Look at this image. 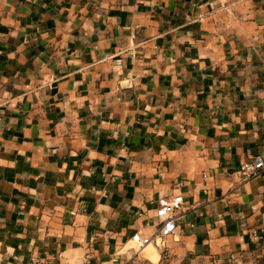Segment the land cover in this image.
I'll list each match as a JSON object with an SVG mask.
<instances>
[{"label": "crops", "instance_id": "1", "mask_svg": "<svg viewBox=\"0 0 264 264\" xmlns=\"http://www.w3.org/2000/svg\"><path fill=\"white\" fill-rule=\"evenodd\" d=\"M256 157L264 0H0V264H124L179 192L135 264H264Z\"/></svg>", "mask_w": 264, "mask_h": 264}, {"label": "built area", "instance_id": "2", "mask_svg": "<svg viewBox=\"0 0 264 264\" xmlns=\"http://www.w3.org/2000/svg\"><path fill=\"white\" fill-rule=\"evenodd\" d=\"M222 9L228 10V7L222 6ZM264 172V160L261 157H256L250 161L244 162L240 168V174L245 179H250L259 176ZM181 184L176 185V190H179ZM184 204V197L181 192L174 193L169 196H163L158 199L157 217L159 221V230L156 236L145 238L139 234L132 236L134 246L128 248L124 253V264H135L134 258L144 248L151 244L157 243V237L165 238L173 235L177 230L178 213ZM252 236L256 239L264 236V231H254Z\"/></svg>", "mask_w": 264, "mask_h": 264}]
</instances>
